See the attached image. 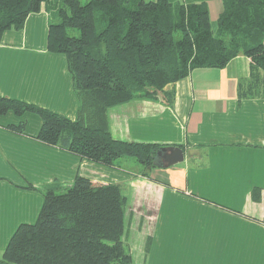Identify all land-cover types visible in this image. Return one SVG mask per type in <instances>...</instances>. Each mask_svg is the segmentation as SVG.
<instances>
[{
	"label": "crops",
	"instance_id": "0c3cea01",
	"mask_svg": "<svg viewBox=\"0 0 264 264\" xmlns=\"http://www.w3.org/2000/svg\"><path fill=\"white\" fill-rule=\"evenodd\" d=\"M170 1H205L215 26L223 10L222 0ZM47 33L43 9L28 14L21 29L3 32L0 95L75 119L79 101L66 57L48 51ZM250 65L239 53L224 67L194 68L177 80L171 104L134 99L109 108L116 138L198 151L152 167L149 176L37 140L34 113L0 114V255L17 226L38 216L43 195L33 187L82 175L124 189L130 264H264V100L238 98ZM20 120L25 133L6 127Z\"/></svg>",
	"mask_w": 264,
	"mask_h": 264
},
{
	"label": "trees",
	"instance_id": "16d2710c",
	"mask_svg": "<svg viewBox=\"0 0 264 264\" xmlns=\"http://www.w3.org/2000/svg\"><path fill=\"white\" fill-rule=\"evenodd\" d=\"M222 3L213 29L205 1L0 0V41L31 12L48 13L47 49L65 55L79 101L71 119L0 95V114L34 113L41 119L37 140L124 170L121 158L133 157L139 174L149 176L152 167L167 165L157 153L178 144L114 137L110 107L134 99L171 104L177 80L194 68L224 67L239 53L251 65L238 98L264 100V0ZM6 127L23 134L26 122ZM33 188L43 195L38 216L17 226L0 264L131 263L122 239L127 196L119 183L76 175L69 184L53 180Z\"/></svg>",
	"mask_w": 264,
	"mask_h": 264
},
{
	"label": "water",
	"instance_id": "95a60500",
	"mask_svg": "<svg viewBox=\"0 0 264 264\" xmlns=\"http://www.w3.org/2000/svg\"><path fill=\"white\" fill-rule=\"evenodd\" d=\"M193 151L196 150L190 149L185 151L179 145H172L169 146L168 148H163L157 154L167 165H172L183 161L185 154L190 155Z\"/></svg>",
	"mask_w": 264,
	"mask_h": 264
},
{
	"label": "rangeland",
	"instance_id": "374dc122",
	"mask_svg": "<svg viewBox=\"0 0 264 264\" xmlns=\"http://www.w3.org/2000/svg\"><path fill=\"white\" fill-rule=\"evenodd\" d=\"M215 25H212V28L215 29ZM121 159H127V160H123V162L121 163L125 169H136L137 167L141 168V164H139L138 162H136L134 160L133 157H123ZM130 159V160H128ZM124 191V189H123ZM125 192V191H124ZM128 219H127V216L125 215V230H124V233H123V236H122V239L124 241V245H125V248L126 250H130L131 248V240H130V234H129V227H128Z\"/></svg>",
	"mask_w": 264,
	"mask_h": 264
}]
</instances>
